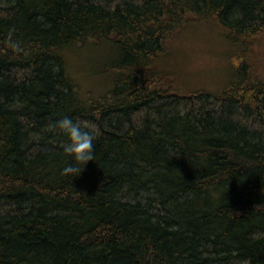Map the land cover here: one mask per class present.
Masks as SVG:
<instances>
[{
	"label": "trees",
	"instance_id": "1",
	"mask_svg": "<svg viewBox=\"0 0 264 264\" xmlns=\"http://www.w3.org/2000/svg\"><path fill=\"white\" fill-rule=\"evenodd\" d=\"M0 264H264V0H0Z\"/></svg>",
	"mask_w": 264,
	"mask_h": 264
},
{
	"label": "rangeland",
	"instance_id": "2",
	"mask_svg": "<svg viewBox=\"0 0 264 264\" xmlns=\"http://www.w3.org/2000/svg\"><path fill=\"white\" fill-rule=\"evenodd\" d=\"M200 37L203 38V41L195 40L180 49L179 65H181L185 73L190 74V77L194 81L207 80V84H209L212 79L216 78L219 80L225 76L227 68L224 66L225 59L223 58V54L218 52L216 41L213 37L208 34ZM85 55L82 53L76 59L85 61ZM71 71L75 73V76L81 82L86 80V73L84 71L79 72L78 65L72 64Z\"/></svg>",
	"mask_w": 264,
	"mask_h": 264
},
{
	"label": "clouds",
	"instance_id": "3",
	"mask_svg": "<svg viewBox=\"0 0 264 264\" xmlns=\"http://www.w3.org/2000/svg\"><path fill=\"white\" fill-rule=\"evenodd\" d=\"M54 127L59 128L67 136L63 151L73 160L72 164L63 168L62 174L77 177L89 161H94L95 133L70 117L58 120Z\"/></svg>",
	"mask_w": 264,
	"mask_h": 264
}]
</instances>
